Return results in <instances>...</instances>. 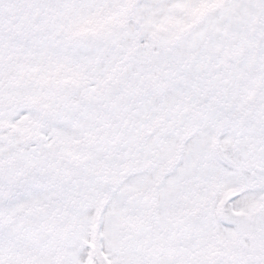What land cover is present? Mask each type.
Segmentation results:
<instances>
[{"label": "snow or ice", "instance_id": "1", "mask_svg": "<svg viewBox=\"0 0 264 264\" xmlns=\"http://www.w3.org/2000/svg\"><path fill=\"white\" fill-rule=\"evenodd\" d=\"M0 264H264V0H0Z\"/></svg>", "mask_w": 264, "mask_h": 264}]
</instances>
